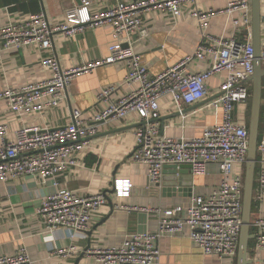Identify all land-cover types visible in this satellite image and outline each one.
<instances>
[{
	"label": "built area",
	"instance_id": "built-area-1",
	"mask_svg": "<svg viewBox=\"0 0 264 264\" xmlns=\"http://www.w3.org/2000/svg\"><path fill=\"white\" fill-rule=\"evenodd\" d=\"M193 0H118L116 6L98 14H91L93 0H81L67 9V22L50 23L44 12L29 15L25 20L0 28V44L7 49L31 48L50 52L54 36L67 37L90 27L110 25L114 41L109 45L105 59L78 67L65 68L59 58L48 55L40 64L51 71V76L21 88H8L0 92L8 109L25 118L58 107L74 77L101 64L122 63L127 69L121 85L102 88L97 99L107 103L98 115L84 118L80 109H72V122L54 128L40 125H22L10 138L8 125L0 116V183L18 177L33 175L53 180L68 166H77L79 152L90 149V138L100 131L101 125L123 120L135 113L140 119L136 130L137 143L130 158L146 164L152 185L161 184L167 165L189 164L193 177L207 175L216 167L221 181L207 194L192 191L187 206L182 204L165 210L153 207H131L130 210L160 214L155 231L134 232L119 245L91 250L100 264H160L159 240L166 234L179 233L184 228L205 255L237 260L244 201L245 166L249 150V124L234 120L236 105L249 103L252 83L247 81L254 72L255 47L252 30V0H236L224 10L235 27L244 33V39L213 37L207 30L210 19L222 11L195 9L192 16L199 21L203 41L194 55L168 66L162 73L152 75L149 67L133 47V36L143 32L144 15L155 8L176 17L181 6ZM262 3L261 61L264 63V0ZM210 59L209 68L192 72L189 64L196 59ZM226 72L219 86V95L209 107L222 106V123L204 128L201 136L193 138L171 137L160 132V100L171 98L178 110L204 100L208 95L207 80L216 73ZM125 87L116 97L114 94ZM256 198H264V134L258 143ZM240 166L238 172L236 167ZM133 184L129 179L114 181L115 194L129 196ZM107 203L104 193L83 194L70 189H58L47 195L38 209V216L50 231L69 229L73 235L87 232L92 226L95 212ZM251 232L257 246H264V217L251 223ZM75 246L60 249L67 255L76 252ZM87 252V251H86ZM0 264H37L26 248L0 255Z\"/></svg>",
	"mask_w": 264,
	"mask_h": 264
},
{
	"label": "crops",
	"instance_id": "crops-1",
	"mask_svg": "<svg viewBox=\"0 0 264 264\" xmlns=\"http://www.w3.org/2000/svg\"><path fill=\"white\" fill-rule=\"evenodd\" d=\"M233 1L236 0H193L184 3L176 17L152 8L144 15L143 32L133 36V47L152 75H158L168 66L194 55L203 41L199 21L192 16L195 9L222 11L210 19L209 35L244 39V33L231 20L240 17V14L224 12ZM80 3L81 0H0V28L40 12H44L52 24L65 23L67 9ZM117 3L118 0H93L89 10L91 14H98ZM113 41L111 26L100 25L87 28L74 37L61 33L55 35L50 52L36 48L7 49L0 44V92L50 77L51 71L40 64L41 59L50 54H55L65 68L78 67L105 59ZM210 65L209 58L196 59L188 68L192 72H199ZM126 73L127 69L122 63L98 65L74 77L65 98L55 109L22 119L8 109L4 100H0V116L8 125L12 139L22 125L54 128L68 125L72 122L71 112L75 108L84 112V118H93L107 107V103L98 101L99 91L112 84L121 85ZM225 76L226 72L212 75L206 83L207 97L198 103L186 105L181 111L174 106L171 98L160 100V117L157 121L161 134L193 138L201 136L205 127L222 123L224 108L209 107L208 104L219 95V86ZM124 91L125 87H121L113 97ZM250 114L251 101L236 105L233 116L239 124H250ZM139 125L140 119L135 113L123 120L101 125L100 131L90 138V149L75 155L79 165L68 166L57 176L56 185L53 180H43L33 175L0 183V255L14 253L24 247L37 264H100L91 250L119 245L127 235L137 232L141 225L138 218L141 211L130 210L131 207L165 210L179 204L187 206L192 191L207 194L219 185L221 176L216 167L203 176L178 174L182 178L177 182L173 178V170L165 169L161 185H152L147 165L130 158L136 147ZM263 134L264 77L259 139ZM257 165L261 163L258 161ZM239 169L240 166H237L235 171ZM116 179L131 181L133 187L129 196L115 194ZM164 182L168 185L164 186ZM257 187L256 183L252 222L264 217V198H256ZM62 188L83 194L102 192L106 195L107 203L95 212L92 226L87 232L74 236V231L69 229L50 231L39 218L38 209L43 199ZM159 218L158 212L149 214L147 231L157 229ZM158 245L161 250L160 264H237L235 259L205 255L191 239L188 228L164 235ZM71 246H75L77 251L67 255L60 253V249ZM249 258V264H264V246H257L255 239L250 241Z\"/></svg>",
	"mask_w": 264,
	"mask_h": 264
},
{
	"label": "water",
	"instance_id": "water-1",
	"mask_svg": "<svg viewBox=\"0 0 264 264\" xmlns=\"http://www.w3.org/2000/svg\"><path fill=\"white\" fill-rule=\"evenodd\" d=\"M262 3L261 0H252V30H253V43L255 47V61L254 72L247 81L252 83V98H251V114L249 124V150L248 158L245 166V179H244V201L242 213V230L240 234L239 251L237 257V264H249V247L250 241L255 238L251 232V213L254 202V192L256 185V171L258 162V143H259V126H260V111H261V98H262V85L264 77V69H262L261 61V40H262ZM191 165L189 164H173L167 165L165 169H172L174 179L176 182L181 179L178 174H191ZM166 180V179H165ZM181 185V183H178ZM158 184L157 186H160ZM164 186L168 185L166 182ZM175 186V185H174ZM141 225L138 226L136 231L144 233L147 231V222L149 214L141 212L138 215ZM89 248V247H88ZM86 249L85 251H87ZM85 254V252H84ZM78 264V263H75Z\"/></svg>",
	"mask_w": 264,
	"mask_h": 264
},
{
	"label": "rangeland",
	"instance_id": "rangeland-1",
	"mask_svg": "<svg viewBox=\"0 0 264 264\" xmlns=\"http://www.w3.org/2000/svg\"><path fill=\"white\" fill-rule=\"evenodd\" d=\"M239 40H241V39H239Z\"/></svg>",
	"mask_w": 264,
	"mask_h": 264
}]
</instances>
